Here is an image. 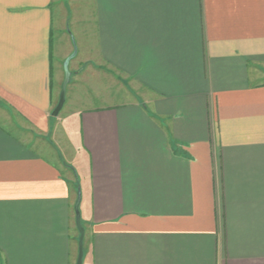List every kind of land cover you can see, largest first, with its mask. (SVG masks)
<instances>
[{"label":"crops","instance_id":"1","mask_svg":"<svg viewBox=\"0 0 264 264\" xmlns=\"http://www.w3.org/2000/svg\"><path fill=\"white\" fill-rule=\"evenodd\" d=\"M78 202L83 264H264V0H0V264Z\"/></svg>","mask_w":264,"mask_h":264},{"label":"water","instance_id":"2","mask_svg":"<svg viewBox=\"0 0 264 264\" xmlns=\"http://www.w3.org/2000/svg\"><path fill=\"white\" fill-rule=\"evenodd\" d=\"M69 66V60L65 62L64 68H65V81L62 86V91L60 94V100L59 103L56 107V109L53 112V117H57L59 113L62 111L65 100H66V89L68 84L70 83V78H71V73L69 72L68 69ZM76 213H77V227L80 233V238H79V254H78V259L76 264H83V257H84V237H85V230L82 227L81 220H80V213H79V202L76 205Z\"/></svg>","mask_w":264,"mask_h":264}]
</instances>
